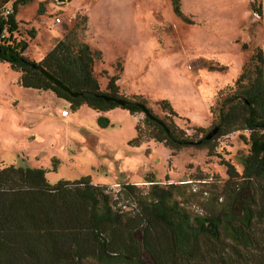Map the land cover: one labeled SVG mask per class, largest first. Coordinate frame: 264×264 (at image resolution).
Wrapping results in <instances>:
<instances>
[{
  "label": "rangeland",
  "instance_id": "obj_1",
  "mask_svg": "<svg viewBox=\"0 0 264 264\" xmlns=\"http://www.w3.org/2000/svg\"><path fill=\"white\" fill-rule=\"evenodd\" d=\"M180 3L182 16L172 0H32L16 13L18 37L28 43L25 55L40 63L75 30L102 52L94 66L102 90L119 77V97L145 98L156 115L198 141L218 127L226 99L237 97L255 77L253 56L259 47L264 50V0ZM12 5L13 0L6 14ZM56 16L61 23H55ZM20 76L0 62V169L44 168L51 184L89 177L121 192L124 210L134 213L142 209L140 195L153 187L150 180L161 187L185 185L174 198L189 211L195 206L204 211L210 198L224 199L229 191L227 161L241 173L242 156L250 148L247 129L176 151L147 138L143 112L121 106L100 112L88 105L72 110L69 101L50 90L22 86ZM163 101L174 113L162 108ZM101 115L109 118L108 126L99 122ZM139 124L145 132L137 143ZM204 180L208 184L198 185L208 188L209 198L192 194L193 182ZM129 183L140 188L138 195L123 189Z\"/></svg>",
  "mask_w": 264,
  "mask_h": 264
},
{
  "label": "trees",
  "instance_id": "obj_2",
  "mask_svg": "<svg viewBox=\"0 0 264 264\" xmlns=\"http://www.w3.org/2000/svg\"><path fill=\"white\" fill-rule=\"evenodd\" d=\"M10 1L0 0V62H8L20 73L22 86L50 90L69 101L72 110L82 105L100 112L118 106L134 114L147 109L152 116L145 114L147 138L176 151L195 144L210 145L215 136L240 128L250 131V148L242 156L241 173L227 161L229 191L225 189V198L216 195L204 211L195 206V212L174 198L176 191L183 193L185 185L161 187L150 180L153 187L140 195L142 209L134 213L124 210L121 192L94 184L89 177L51 184L44 168H2L0 264H264L263 48L253 56L258 62L255 77L248 79L249 85L242 86L237 97L226 99L217 122L218 133L211 140L204 136L196 141L156 115L143 97L127 99L124 105L113 100L120 94L119 77L113 76L106 91L102 90L94 73L102 52L80 40L75 30L66 33L40 63L25 55L28 43L19 38L16 13L19 6L32 0H13L12 11L6 14ZM180 2L172 0L175 13L182 16ZM38 66L70 91L48 79ZM227 102H231L228 108ZM163 104V109L174 113L170 103ZM109 121L99 116L102 126H108ZM137 131L138 143L145 131L140 124ZM123 186L136 195L140 191L132 183Z\"/></svg>",
  "mask_w": 264,
  "mask_h": 264
},
{
  "label": "water",
  "instance_id": "obj_3",
  "mask_svg": "<svg viewBox=\"0 0 264 264\" xmlns=\"http://www.w3.org/2000/svg\"><path fill=\"white\" fill-rule=\"evenodd\" d=\"M33 66H36V65L34 64ZM38 67H39L40 71H42V72L46 75V77H47L48 79L53 80L54 83H55L57 86H59V87L65 89V90L68 91V92L70 91L69 88L65 87V86L63 85V83H62L59 79L55 78V77H54L50 72H48L44 67H42V66H38ZM70 93H71V95H73V96L78 95V93H75V92H70ZM109 98H110V97H107V99H109ZM113 100H115L117 103H119V104H121V105H124V104L127 103V99H124V98H121V97H115V98H113ZM144 111H145L144 113H145L146 115L151 116L149 110L145 109ZM151 117H152V116H151ZM218 131H219V128H218V127H215L212 131H210V132L205 136V139H206V140H211V139H212V138L218 133Z\"/></svg>",
  "mask_w": 264,
  "mask_h": 264
},
{
  "label": "built area",
  "instance_id": "obj_4",
  "mask_svg": "<svg viewBox=\"0 0 264 264\" xmlns=\"http://www.w3.org/2000/svg\"><path fill=\"white\" fill-rule=\"evenodd\" d=\"M67 0H60V3H65ZM10 11H7V13H9ZM54 21H55V23H61V21H62V18L60 17V16H56L55 18H54ZM201 182L203 183V184H208V181L207 180H204V181H198V182H193L194 183V185L192 186V189H193V191L194 192H197V193H201L204 197H208L210 194H209V190H208V188H202V186L201 187H199V185L198 184H201Z\"/></svg>",
  "mask_w": 264,
  "mask_h": 264
},
{
  "label": "crops",
  "instance_id": "obj_5",
  "mask_svg": "<svg viewBox=\"0 0 264 264\" xmlns=\"http://www.w3.org/2000/svg\"><path fill=\"white\" fill-rule=\"evenodd\" d=\"M10 3H11V1H10L9 3L6 4V7H9V6H10ZM29 3H30V2H29Z\"/></svg>",
  "mask_w": 264,
  "mask_h": 264
}]
</instances>
